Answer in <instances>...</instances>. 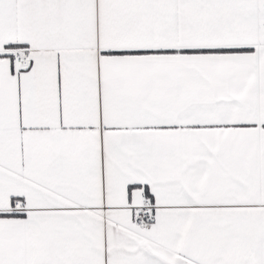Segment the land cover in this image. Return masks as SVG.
Instances as JSON below:
<instances>
[{
	"label": "snow or ice",
	"instance_id": "snow-or-ice-1",
	"mask_svg": "<svg viewBox=\"0 0 264 264\" xmlns=\"http://www.w3.org/2000/svg\"><path fill=\"white\" fill-rule=\"evenodd\" d=\"M0 264H264V0H0Z\"/></svg>",
	"mask_w": 264,
	"mask_h": 264
}]
</instances>
